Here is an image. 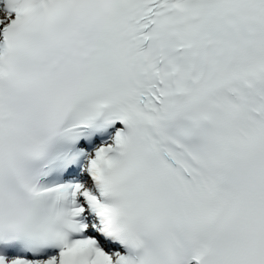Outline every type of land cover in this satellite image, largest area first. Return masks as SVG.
I'll return each mask as SVG.
<instances>
[{
  "label": "snow or ice",
  "instance_id": "obj_1",
  "mask_svg": "<svg viewBox=\"0 0 264 264\" xmlns=\"http://www.w3.org/2000/svg\"><path fill=\"white\" fill-rule=\"evenodd\" d=\"M0 264H264V0H0Z\"/></svg>",
  "mask_w": 264,
  "mask_h": 264
}]
</instances>
